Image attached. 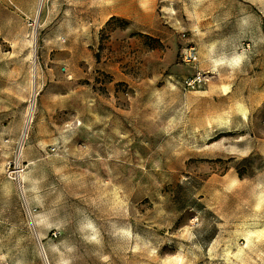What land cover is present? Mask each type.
Wrapping results in <instances>:
<instances>
[{
  "label": "rangeland",
  "instance_id": "obj_1",
  "mask_svg": "<svg viewBox=\"0 0 264 264\" xmlns=\"http://www.w3.org/2000/svg\"><path fill=\"white\" fill-rule=\"evenodd\" d=\"M33 18L0 0V264H264V0Z\"/></svg>",
  "mask_w": 264,
  "mask_h": 264
},
{
  "label": "built area",
  "instance_id": "obj_2",
  "mask_svg": "<svg viewBox=\"0 0 264 264\" xmlns=\"http://www.w3.org/2000/svg\"><path fill=\"white\" fill-rule=\"evenodd\" d=\"M184 61L187 64H196L198 63V52L196 50V47L190 46L189 49H186L184 52ZM204 74L202 72H197L192 77H189L185 80L184 85L188 89H196L198 87H201L204 84Z\"/></svg>",
  "mask_w": 264,
  "mask_h": 264
},
{
  "label": "crops",
  "instance_id": "obj_3",
  "mask_svg": "<svg viewBox=\"0 0 264 264\" xmlns=\"http://www.w3.org/2000/svg\"><path fill=\"white\" fill-rule=\"evenodd\" d=\"M9 2H11L18 12L27 17V19H34V15L35 17L40 15V11L38 12L40 0H9ZM118 15L117 12L111 13L108 15L107 20Z\"/></svg>",
  "mask_w": 264,
  "mask_h": 264
},
{
  "label": "bare ground",
  "instance_id": "obj_4",
  "mask_svg": "<svg viewBox=\"0 0 264 264\" xmlns=\"http://www.w3.org/2000/svg\"><path fill=\"white\" fill-rule=\"evenodd\" d=\"M43 4H44V0H40L39 3V9L38 12H41V9L43 8ZM38 21V20H37ZM36 51L37 49H34L32 56H31V60H32V70H31V94L33 99H35V95H36V87H37V62H36ZM23 91V90H22ZM32 109V107L29 109L28 115H27V119H26V123L24 125L23 131H22V136L21 138L23 139L26 134H27V129L30 123V119H31V112L30 110Z\"/></svg>",
  "mask_w": 264,
  "mask_h": 264
},
{
  "label": "water",
  "instance_id": "obj_5",
  "mask_svg": "<svg viewBox=\"0 0 264 264\" xmlns=\"http://www.w3.org/2000/svg\"><path fill=\"white\" fill-rule=\"evenodd\" d=\"M37 237H38V240H39L40 239L39 235H37ZM39 244H40V241H39ZM40 249H41V251H42V253H43V255H44L45 259H46V256H45V253H44V248H43L42 244H40Z\"/></svg>",
  "mask_w": 264,
  "mask_h": 264
},
{
  "label": "trees",
  "instance_id": "obj_6",
  "mask_svg": "<svg viewBox=\"0 0 264 264\" xmlns=\"http://www.w3.org/2000/svg\"><path fill=\"white\" fill-rule=\"evenodd\" d=\"M111 20H117V19H116V17H111V18H110V21H111ZM110 21H109V22H110ZM109 22H108V23H109Z\"/></svg>",
  "mask_w": 264,
  "mask_h": 264
}]
</instances>
